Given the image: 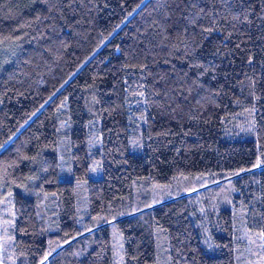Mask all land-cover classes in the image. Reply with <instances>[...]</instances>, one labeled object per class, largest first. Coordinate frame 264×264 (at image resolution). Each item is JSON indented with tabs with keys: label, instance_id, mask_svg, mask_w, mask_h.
Segmentation results:
<instances>
[{
	"label": "trees",
	"instance_id": "1",
	"mask_svg": "<svg viewBox=\"0 0 264 264\" xmlns=\"http://www.w3.org/2000/svg\"><path fill=\"white\" fill-rule=\"evenodd\" d=\"M0 264H264V0H0Z\"/></svg>",
	"mask_w": 264,
	"mask_h": 264
}]
</instances>
